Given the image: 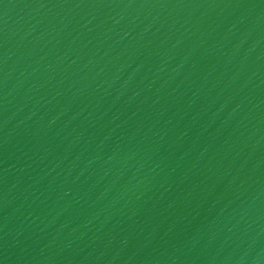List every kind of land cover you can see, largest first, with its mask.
Returning <instances> with one entry per match:
<instances>
[{
    "label": "water",
    "instance_id": "95a60500",
    "mask_svg": "<svg viewBox=\"0 0 264 264\" xmlns=\"http://www.w3.org/2000/svg\"><path fill=\"white\" fill-rule=\"evenodd\" d=\"M0 264H264V0H0Z\"/></svg>",
    "mask_w": 264,
    "mask_h": 264
}]
</instances>
